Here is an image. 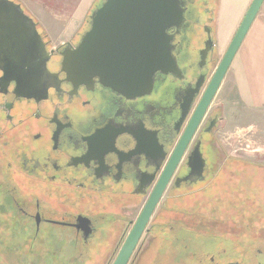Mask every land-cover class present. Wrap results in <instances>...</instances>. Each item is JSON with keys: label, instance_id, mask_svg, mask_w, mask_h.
I'll use <instances>...</instances> for the list:
<instances>
[{"label": "flooded vegetation", "instance_id": "1", "mask_svg": "<svg viewBox=\"0 0 264 264\" xmlns=\"http://www.w3.org/2000/svg\"><path fill=\"white\" fill-rule=\"evenodd\" d=\"M220 2L180 0L184 20L167 30L180 71L157 72L151 90L136 95L107 87L98 77L79 86L66 80L61 53L78 44L89 23L77 40L57 46L37 23L47 50L53 51L48 70L57 78L36 97L19 94L15 82L0 87V264H17L18 258L20 264H71L69 254L79 264L88 253L120 251L221 61ZM214 100L142 238L161 207L157 219H169L179 201L192 207V198L199 199L218 181L235 198L227 220L240 227L246 219L255 233L264 222V184L255 180L259 168L229 157L232 153L220 146L225 116L223 106H212ZM237 163L250 178L238 180L236 169L242 167ZM217 201L208 198L187 210L194 216L208 213L210 202ZM153 227L166 230L160 222ZM179 229L169 227L173 243ZM140 245L141 240L134 253ZM54 255L59 259L52 261Z\"/></svg>", "mask_w": 264, "mask_h": 264}, {"label": "water", "instance_id": "2", "mask_svg": "<svg viewBox=\"0 0 264 264\" xmlns=\"http://www.w3.org/2000/svg\"><path fill=\"white\" fill-rule=\"evenodd\" d=\"M263 4L264 0H252L187 130L113 264L129 263L189 141L217 95ZM89 18V29L78 44L75 47L67 45L61 53V72L65 73L66 80L79 86L98 77L107 87L136 95L151 90L157 72L180 71L167 33L170 27H179L184 20L180 0H102ZM208 51L207 46L202 60ZM52 53L46 48L37 22L23 6L13 0H0V87L15 82L16 91L23 96L46 94L53 79L57 78L47 67ZM201 84L199 82L197 88Z\"/></svg>", "mask_w": 264, "mask_h": 264}, {"label": "rangeland", "instance_id": "3", "mask_svg": "<svg viewBox=\"0 0 264 264\" xmlns=\"http://www.w3.org/2000/svg\"><path fill=\"white\" fill-rule=\"evenodd\" d=\"M13 1L17 2V0ZM220 6L218 11H220ZM239 6L240 0H238L236 7ZM89 17L87 23H89ZM218 47L220 60L225 51L221 49V44ZM231 78L229 77V79ZM231 88L229 95L226 82L221 91L217 93L212 104V106H223L225 116V122L219 132V137L223 140H221L220 146L227 149L230 154L232 153V156L229 157L257 165L259 172L255 176V180L264 184V106L262 109H251L244 108L241 104L240 106L234 105V97H232L234 95ZM220 160L222 163L219 166L222 167L224 159L220 158ZM234 165H236L235 167L244 166L243 163ZM236 170L241 176L238 180L244 181L243 175L250 178L243 167H237ZM249 182L252 181L249 179ZM229 193L228 186L220 185L218 181V184L212 188L202 191L199 199L192 198L193 204L189 203L192 207H188L179 201L177 211L174 212L173 207V217L169 216V219L167 217L162 220L157 219L162 210L161 207L159 214L149 225L150 230L141 239L140 247L133 253L128 264H230L235 262L238 264H264V228H261L264 227V222H259L256 228L258 231L255 233L248 226L250 222L246 219L242 225H239L240 227L237 223L227 220V214L232 210L230 205L235 203V198L232 200ZM246 196L249 197L244 194L245 198ZM215 197H217L218 202H210L208 213L200 210L194 216L191 210H187L189 208L193 210L205 199ZM230 201L231 204H229ZM214 207L216 210L219 209V213L212 212L211 209ZM190 218H192L191 221L186 222ZM159 222L161 227H166L165 232L162 229L159 232L157 228L153 227ZM172 225L180 228L178 230L179 240L176 243H173V238L169 240V227ZM201 228L205 232L199 231ZM164 235H166V242L163 239ZM118 252L88 253L83 256L79 264H113ZM71 255H67V257L73 264ZM59 257V255H54L52 261L58 260ZM45 261L52 262L50 259H45ZM18 262L19 258L17 264H20Z\"/></svg>", "mask_w": 264, "mask_h": 264}, {"label": "crops", "instance_id": "4", "mask_svg": "<svg viewBox=\"0 0 264 264\" xmlns=\"http://www.w3.org/2000/svg\"><path fill=\"white\" fill-rule=\"evenodd\" d=\"M100 0H17L36 20L54 46L78 39L87 19ZM221 0L218 37L226 51L252 0ZM229 77H232L229 79ZM232 81V83H231ZM227 82L234 105L262 109L264 106V4L229 68ZM229 84V85H228ZM232 85V86H231Z\"/></svg>", "mask_w": 264, "mask_h": 264}, {"label": "trees", "instance_id": "5", "mask_svg": "<svg viewBox=\"0 0 264 264\" xmlns=\"http://www.w3.org/2000/svg\"><path fill=\"white\" fill-rule=\"evenodd\" d=\"M101 2H102V0H100V1L98 2V4H97L94 8H96L97 6H99ZM87 21H88V19H87ZM228 170H229V169H227V172H228ZM219 183H220V185L223 184L222 182H219ZM215 184H216V183H215ZM217 202H218V201H217ZM191 219H192V218H190L189 220H186V222L189 223V222L191 221ZM196 220H197V219H196ZM191 224H192V223H191ZM174 228H175V227H174ZM199 231L205 232V230H204L203 228H201ZM184 264H185V263H184Z\"/></svg>", "mask_w": 264, "mask_h": 264}]
</instances>
